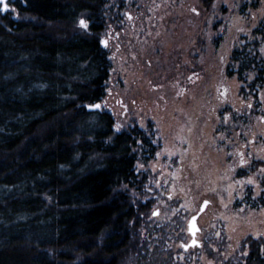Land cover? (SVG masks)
<instances>
[{"label":"rangeland","instance_id":"1","mask_svg":"<svg viewBox=\"0 0 264 264\" xmlns=\"http://www.w3.org/2000/svg\"><path fill=\"white\" fill-rule=\"evenodd\" d=\"M7 3L1 14L24 17ZM99 15L110 61L99 108L115 129L137 125L156 147L135 163L142 181L120 187L136 217L119 264H244L248 237L264 238V207L242 201L262 189L264 87L257 106L226 68L264 16V0H104ZM90 24L80 15L76 30ZM198 212V244L185 248Z\"/></svg>","mask_w":264,"mask_h":264},{"label":"trees","instance_id":"2","mask_svg":"<svg viewBox=\"0 0 264 264\" xmlns=\"http://www.w3.org/2000/svg\"><path fill=\"white\" fill-rule=\"evenodd\" d=\"M103 1L12 0L24 17L0 13V264L122 259L136 213L120 187L142 181L135 163L156 147L147 131L117 130L113 116L94 107L110 72L95 22ZM83 14L91 24L78 32ZM263 42L264 16L226 68L257 106ZM260 183L258 195L243 196L250 207H264V178ZM246 243L244 264H264V238Z\"/></svg>","mask_w":264,"mask_h":264},{"label":"water","instance_id":"3","mask_svg":"<svg viewBox=\"0 0 264 264\" xmlns=\"http://www.w3.org/2000/svg\"><path fill=\"white\" fill-rule=\"evenodd\" d=\"M6 2H7V0H6ZM96 105H99V104H96ZM206 202L207 201H203V203L201 204L199 212H201L204 209V207L206 205ZM199 212L190 217V220H189V223H188V230H189V232L191 234L192 239L190 240V242L188 244H186L184 246L185 248H187L190 245L198 244V241L195 239V234H196V231L199 229V227L197 225V222H196Z\"/></svg>","mask_w":264,"mask_h":264},{"label":"snow or ice","instance_id":"4","mask_svg":"<svg viewBox=\"0 0 264 264\" xmlns=\"http://www.w3.org/2000/svg\"><path fill=\"white\" fill-rule=\"evenodd\" d=\"M8 3L6 2V0H0V11H8ZM80 26L87 29L88 25L84 20L80 21ZM106 43V42H105ZM95 107L99 108V105H96ZM241 163L243 164L244 161L242 160ZM249 183H251V181H249Z\"/></svg>","mask_w":264,"mask_h":264}]
</instances>
